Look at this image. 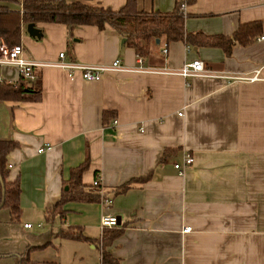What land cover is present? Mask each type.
<instances>
[{
	"label": "crops",
	"instance_id": "crops-1",
	"mask_svg": "<svg viewBox=\"0 0 264 264\" xmlns=\"http://www.w3.org/2000/svg\"><path fill=\"white\" fill-rule=\"evenodd\" d=\"M81 1L114 11L125 4ZM0 6L20 10L13 2ZM175 7L176 0L130 6L151 14ZM184 10V32L230 36L253 22L259 34L233 42L228 53L161 37L139 56L109 27L37 22L36 38L22 26L23 55L42 64L34 69L40 94L0 101V140L18 144L7 155V180L17 179L20 193L16 224L0 209V264H16L27 248L36 264H101V233L113 229L121 234L104 251L118 264H264V0H192ZM59 52L63 61L86 65L118 59L123 70L86 81L78 70L51 65ZM194 59L216 76L179 75ZM18 78L15 67L0 66V81ZM184 153L193 161L178 173L172 165ZM84 160L80 182L98 202L64 203L59 217L51 209L70 169ZM145 176L141 185L111 195ZM102 215L117 218V226L101 229Z\"/></svg>",
	"mask_w": 264,
	"mask_h": 264
},
{
	"label": "trees",
	"instance_id": "trees-1",
	"mask_svg": "<svg viewBox=\"0 0 264 264\" xmlns=\"http://www.w3.org/2000/svg\"><path fill=\"white\" fill-rule=\"evenodd\" d=\"M20 5L21 12L0 6V42L12 45L19 42L22 26L27 23L37 22L62 23L69 28L76 25H94L99 29L109 27L114 34L124 38L122 45L131 47L139 56L146 55L149 43L164 38L165 41H183L186 45L219 46L228 53L233 42L245 44L259 34L257 24L250 22L239 24L238 28L230 36L211 35L205 36L199 32H184L183 19L177 13V5L169 13H145L132 11L130 6L135 0H125V4L119 10H111L99 5H88L81 0H2ZM192 0H186L191 2ZM260 26V24H259ZM32 81L19 76L15 82L0 81V101H25L38 99L40 94V80L37 73ZM104 117V115H103ZM105 120V117H104ZM18 144L11 140H0V201L1 189L3 190V202L0 209H6L9 221L16 224L20 215L19 186L17 179L8 181V167L6 164L8 153ZM87 162L70 169L69 180L64 184L66 190H62L59 201L52 207L51 212L59 211L58 216L63 215L61 205L70 201L85 203L98 202L96 192L85 191L80 182V176ZM149 179V176L128 182L113 189L110 193L116 196L126 192L132 185H141ZM2 187V188H1ZM95 188V187H94ZM121 229L103 230L100 236L101 264H118L105 251V247L121 234ZM64 239L78 240L72 234L62 235ZM32 251L27 248L18 257L16 264H36L30 261L28 255Z\"/></svg>",
	"mask_w": 264,
	"mask_h": 264
},
{
	"label": "built area",
	"instance_id": "built-area-1",
	"mask_svg": "<svg viewBox=\"0 0 264 264\" xmlns=\"http://www.w3.org/2000/svg\"><path fill=\"white\" fill-rule=\"evenodd\" d=\"M177 5V13L182 17L185 16V5L186 0H176ZM262 37H260L261 39ZM162 53L166 52V44L162 45L161 49ZM63 57V52L58 53V58L60 60L54 62L51 65L64 68L68 71L78 70L80 77L86 81H95L98 80L101 73L107 70H123L122 66L119 63L118 59H114L108 65H86L79 63H72L61 60ZM2 65H10L17 69L19 76L26 79H34L33 69L42 64L40 62H36L32 59H29L23 55L22 46L19 43L6 45L4 42H0V66ZM259 71L256 70L249 77V81L255 80L258 77ZM178 74L184 78L194 77V76H204V77H215L216 74L213 71L207 70L203 67L202 61L198 59H194L188 62H184L180 68L178 69ZM115 124V121H112ZM43 148L37 149V152H42ZM192 156L189 153H184L182 155L181 162H174L173 167L176 169L178 173L184 171V169L192 164ZM7 167H10V164H7ZM98 186V180L95 179L92 182V187ZM101 205L103 207H108L110 205V201L107 199L101 200ZM99 226L101 229H111L117 226V218L112 215H102L99 219ZM23 228H30V225L25 224ZM189 227H183L181 229L182 233L189 232Z\"/></svg>",
	"mask_w": 264,
	"mask_h": 264
},
{
	"label": "water",
	"instance_id": "water-1",
	"mask_svg": "<svg viewBox=\"0 0 264 264\" xmlns=\"http://www.w3.org/2000/svg\"><path fill=\"white\" fill-rule=\"evenodd\" d=\"M26 32L32 36V37H36L39 38L41 36V33L39 31V29H37L32 23H27L26 26ZM124 41V38L120 39V42L122 43ZM157 41V40H156ZM0 185H2L1 183V179H0ZM2 188V187H1ZM64 190H66V187L64 188ZM2 202H3V190L1 189V201H0V208L2 206ZM117 224H118V220H117Z\"/></svg>",
	"mask_w": 264,
	"mask_h": 264
}]
</instances>
